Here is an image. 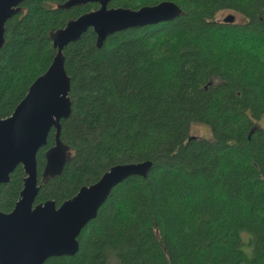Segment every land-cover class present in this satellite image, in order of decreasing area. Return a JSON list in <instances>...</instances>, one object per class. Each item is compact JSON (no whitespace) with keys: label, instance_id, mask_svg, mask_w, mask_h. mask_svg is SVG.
<instances>
[{"label":"trees","instance_id":"1","mask_svg":"<svg viewBox=\"0 0 264 264\" xmlns=\"http://www.w3.org/2000/svg\"><path fill=\"white\" fill-rule=\"evenodd\" d=\"M66 1L23 0L6 21L0 117L52 63L53 32L99 7ZM167 1L180 10L172 20L115 32L101 46L89 28L63 48L71 113L58 139L70 153L42 179L51 129L36 154L34 203L59 206L116 164L149 166L114 186L74 255L43 264H264V0ZM220 11L240 21H218ZM193 124L210 137L191 136ZM24 177L19 164L0 185V211L13 209Z\"/></svg>","mask_w":264,"mask_h":264},{"label":"water","instance_id":"2","mask_svg":"<svg viewBox=\"0 0 264 264\" xmlns=\"http://www.w3.org/2000/svg\"><path fill=\"white\" fill-rule=\"evenodd\" d=\"M22 1L0 0V48L4 43V25L19 11ZM110 1H66L65 7L88 2H97L99 7L69 20L53 32L56 53L52 63L32 82L12 114L0 117V185L9 180L10 173L19 164L25 173L23 188L13 209L7 213L0 211V264H43L50 257L74 255L79 248L77 236L81 229L95 218L114 186L148 169L147 162L116 164L59 206L52 200L34 203L39 190L36 154L46 144L51 129H55L56 144L47 152L45 168L55 174L67 158L62 149L65 146L58 139L60 121L71 113L70 79L64 68L63 48L89 28L101 46L110 34L169 21L180 12L175 3L167 0L139 9L108 7ZM234 19L233 14H228L223 22Z\"/></svg>","mask_w":264,"mask_h":264},{"label":"rangeland","instance_id":"3","mask_svg":"<svg viewBox=\"0 0 264 264\" xmlns=\"http://www.w3.org/2000/svg\"><path fill=\"white\" fill-rule=\"evenodd\" d=\"M228 14H233L234 16H236L235 17V22H239L240 21V18L234 12H230V11H220L216 15V20L222 21L223 18L225 16H227ZM189 134L191 136H196V137H200V138H209L210 135H211L208 127L205 126V125H202V124H193V125H191ZM62 149H63V153H64L65 157H67L68 154L70 153V151L67 148H65V147H62ZM51 174H52V170L50 168H45L43 170V172H42V179L50 176Z\"/></svg>","mask_w":264,"mask_h":264}]
</instances>
